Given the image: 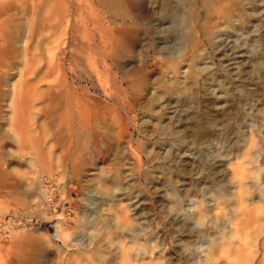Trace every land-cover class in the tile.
I'll return each instance as SVG.
<instances>
[{
    "label": "rangeland",
    "instance_id": "374dc122",
    "mask_svg": "<svg viewBox=\"0 0 264 264\" xmlns=\"http://www.w3.org/2000/svg\"><path fill=\"white\" fill-rule=\"evenodd\" d=\"M203 1L188 0L197 46L181 60L159 28L176 0H0L2 264H202L234 211L211 192L234 193L243 172L248 200L259 196L264 0H214L207 11ZM10 87L20 141L9 134Z\"/></svg>",
    "mask_w": 264,
    "mask_h": 264
},
{
    "label": "bare ground",
    "instance_id": "6f19581e",
    "mask_svg": "<svg viewBox=\"0 0 264 264\" xmlns=\"http://www.w3.org/2000/svg\"><path fill=\"white\" fill-rule=\"evenodd\" d=\"M209 1H210L209 3H205V0L203 1L205 4V6H203L204 7L203 9L206 11L208 10V7L211 4H214L213 3L214 0H209ZM256 2L258 3V1H256ZM173 4H174V6H171V8H174V10L172 9L173 10L172 12L168 9L163 13L161 21L159 22V28H160V26L162 28V26L164 24H166L164 31L166 32V34H169V36L166 37L165 41L167 42L168 45L165 47H167L168 51L174 55V59L181 58V60H185L186 58L189 57V55H188L189 53L186 50L192 51L191 50L192 46L194 47L196 45V42H194L192 44V46L189 47V43H188L189 34H190L189 28L186 24L188 22V19H189L188 17H190L189 12H188V7H189L188 0H176V2H174ZM205 13H204V15H206ZM207 15H209V14L207 13ZM218 16L219 15H217V17ZM224 16H225V14H224ZM208 18H207V20H210ZM232 18L233 17L227 16L226 21L230 24L231 23L230 19H232ZM236 20H234V21H236ZM179 22H180V26H179ZM184 24H185V27L183 26ZM242 24L243 23H239V24L231 23L230 25H228V27L229 26L232 27V29L235 31H237V30L243 31L244 25H242ZM180 27H183V28H181V31L179 30L181 33L174 39V34L179 32L177 30L180 29ZM203 31H204V33L207 32V33H210L211 35H214V38L217 35L221 34L220 33L221 31L218 29L217 30L216 29L209 30L205 26L203 27ZM201 34H203V33H201ZM222 34H224V33H222ZM123 38L125 40V43L127 41L128 45L129 44L132 45V43H134V41L136 39V38L133 39L132 36H130L129 34L125 35V37H123ZM214 38L212 39V41H214ZM196 40H198V38ZM210 44H212V43H210ZM191 60H193V59H191ZM191 68H194V69L191 70ZM195 69H196L195 64L188 67V74L192 76L194 74ZM1 81H2V79H1ZM2 82H4V81H2ZM10 88L11 89H9V93H8L9 101H8V105H7L8 113L6 115L8 123H9V128H10L9 134L14 138V140L20 141L21 139L17 136V131L13 128L14 124L17 123V120L14 117V112H15V103H14L15 101H14V99L16 97V90L14 89V87H10ZM131 91H134V90L131 89ZM171 93L173 94L174 92L172 91ZM122 94L124 95L125 92L123 91ZM169 94H170V92L167 95H169ZM163 98H164V95L158 94V96H156L155 101L157 103L161 102V100ZM73 101H75V100H73ZM171 105H172L171 103L167 104L166 110H169L170 108H172ZM66 108H67V106H66ZM65 117L67 118L68 115H66ZM58 118L60 120L61 114L58 116ZM58 118H57V120H58ZM124 123H125V120H124ZM58 125H60V124H58ZM7 126H8L7 124H4V127H7ZM206 135H208V134L206 133ZM206 135L205 134L200 135V133H199L198 139H201V138L205 137ZM99 153H100V151H99ZM97 155H99V154H97ZM231 184H233V190L234 189L236 190L234 193L228 194V190L223 189L221 191L213 190L210 194L211 201L214 202V205L216 207H221L223 205L227 206L228 200L225 197L229 195L230 200H231L232 205H233V208H234V211L231 213V216L226 223L227 225L225 224L226 225V227L224 228L225 233L223 234L220 232V235H222V236H219L217 239H214L210 243L207 244L206 248L203 251L205 257H204V259H201V263L202 264H215L220 259L219 256L228 255V254L232 253L234 256L237 257V259L242 256L243 264H264V223L261 224V222L263 220L262 219L263 217H261V216L264 215V189H260L259 190V196L256 197L255 199H253L252 202H250L248 200V195L250 194V192L248 191V186H247V183L245 181L243 172L240 173L239 179H237V181L231 182ZM204 196H206L205 193H204ZM212 202H210V203H212ZM254 203H257L258 206H256ZM251 205H255L257 207V210H255V212H252V214L254 217V222L259 223V226L254 227L253 229L251 228L252 227L251 222L250 221L247 222V216L251 215V212L248 211V208ZM195 210L197 211V218L200 219L201 213L199 212L198 209H195ZM124 211L125 210L123 209L122 213H124ZM242 216L244 218L240 219ZM237 219H240V221L236 222ZM116 222L118 224L117 220H116ZM119 222H120V220H119ZM199 223L203 224L204 222L199 221ZM57 224H58L57 225V233L61 234V231L64 227L62 226V224L60 222H57ZM85 225H87V223ZM80 242L81 241H80L79 237L75 238L74 243H76V244L72 245L73 248L82 247L83 244H81ZM80 253H78L76 255L77 258L80 257ZM80 258H82V257H80ZM0 264H2L1 260H0Z\"/></svg>",
    "mask_w": 264,
    "mask_h": 264
}]
</instances>
